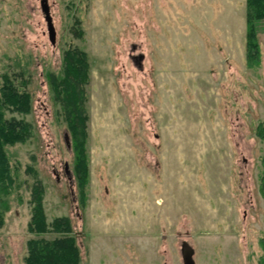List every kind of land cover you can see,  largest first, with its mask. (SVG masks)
Listing matches in <instances>:
<instances>
[{
  "label": "rangeland",
  "instance_id": "374dc122",
  "mask_svg": "<svg viewBox=\"0 0 264 264\" xmlns=\"http://www.w3.org/2000/svg\"><path fill=\"white\" fill-rule=\"evenodd\" d=\"M0 0L3 77L31 96L32 136L6 146L14 185L0 200V264H25L31 191L48 222L68 217L82 264H262L264 21L249 66L246 0ZM89 63L88 176L51 81L64 54ZM52 238L56 235H44Z\"/></svg>",
  "mask_w": 264,
  "mask_h": 264
},
{
  "label": "trees",
  "instance_id": "16d2710c",
  "mask_svg": "<svg viewBox=\"0 0 264 264\" xmlns=\"http://www.w3.org/2000/svg\"><path fill=\"white\" fill-rule=\"evenodd\" d=\"M246 51L247 64L252 66L259 60L260 50L257 39V22L264 21V0H246ZM63 75L53 77L51 81L55 100L60 102L64 120L66 121L76 155L75 171L79 185L83 189L88 176L86 154L87 122L86 85L88 81L89 63L86 53L78 48L69 49L64 54ZM31 109V96L20 89L14 80L3 77L0 88V200L10 193L14 185L12 167L7 155L6 146H14L27 142L31 136L29 123L15 117L8 119L6 113H28ZM258 136L264 140V122L259 126ZM260 192L264 197V156ZM44 187L40 182L34 184L31 191V219L28 231L35 237L27 242L25 264H82L80 247L72 235V225L68 217H57L48 222L43 204ZM3 214L0 211V226ZM56 235L47 238L44 235ZM264 258V257H263ZM262 264H264V259Z\"/></svg>",
  "mask_w": 264,
  "mask_h": 264
},
{
  "label": "water",
  "instance_id": "95a60500",
  "mask_svg": "<svg viewBox=\"0 0 264 264\" xmlns=\"http://www.w3.org/2000/svg\"><path fill=\"white\" fill-rule=\"evenodd\" d=\"M42 11L45 15V20L47 22L48 26V33H49V39L52 44H55L56 42V30L53 24L52 16L50 14L49 6L47 5V1L43 0L41 2ZM183 264H195V261L193 259V250L185 244L183 247Z\"/></svg>",
  "mask_w": 264,
  "mask_h": 264
}]
</instances>
